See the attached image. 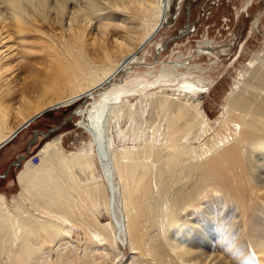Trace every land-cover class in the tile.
Masks as SVG:
<instances>
[{
  "label": "bare ground",
  "instance_id": "6f19581e",
  "mask_svg": "<svg viewBox=\"0 0 264 264\" xmlns=\"http://www.w3.org/2000/svg\"><path fill=\"white\" fill-rule=\"evenodd\" d=\"M35 3L49 9L47 17L38 16L41 23L48 22L45 28L25 16V7ZM168 7L167 0H0V145L17 135L31 117L88 97L76 113L84 116L82 125L94 135L109 187L106 198L94 176L91 156L57 150L61 134L38 149V163L20 155L18 162L24 159L16 175L21 191L15 198V213L0 195V251L6 249L21 264L45 263L47 252L71 240L70 228L78 225L84 232V247L97 245L94 251L118 249L121 240L131 257L150 255L157 264H227L204 249H213L216 243L208 239L209 226L214 235L220 233L208 216L223 198L229 204L244 195L264 200V60L245 69L248 76L231 95L202 153L176 141L198 119V100L189 105L179 99L167 121L169 141L162 145L111 150L104 139L108 116L121 107L126 91L117 86L97 92L94 88L113 78L133 57L161 25ZM85 26L100 37L86 35ZM27 93L35 96L32 105ZM170 93H159L160 103ZM76 168L91 179L81 181ZM113 172L120 182L121 213ZM26 195L28 207L22 204ZM99 206L108 209L115 231L95 219L94 209ZM259 221L264 224V216ZM10 225L20 228V233L19 243L8 250L15 228Z\"/></svg>",
  "mask_w": 264,
  "mask_h": 264
},
{
  "label": "rangeland",
  "instance_id": "374dc122",
  "mask_svg": "<svg viewBox=\"0 0 264 264\" xmlns=\"http://www.w3.org/2000/svg\"><path fill=\"white\" fill-rule=\"evenodd\" d=\"M167 1L169 7L161 25L149 35L113 78L99 88H94L97 92L117 86L126 91L123 104L109 114L105 124L104 139L108 141L111 150L145 144L156 146L169 141L167 121L176 112L180 99L189 105L198 100L200 111L198 119L186 134L176 141L195 146L197 154L204 152L206 146L203 144L210 140L209 137L219 127V120L225 115L231 95L239 91L248 76L244 75L245 69L251 70L264 60V0ZM47 10L49 9L35 3L28 4L24 12L29 20H37L45 28L48 22L41 23L38 16L47 17ZM59 18L57 15L56 19ZM85 28L86 32L90 29L89 26ZM88 31L91 33L86 35L94 36L92 30ZM62 91L64 93L66 87ZM73 91L71 89L70 93ZM162 92H171V96L164 103H160L158 99ZM26 98L29 99V105L35 102L34 94L27 93ZM87 100L90 98L82 97L70 104L42 111L28 119L17 135L0 145V174L5 175L0 177V195L4 196L10 211L16 212L15 198L21 191L16 175L23 167L24 157H31V163H38V149L48 139L60 134V147L57 150L60 153L83 152L91 156L94 176L102 184L104 197H108L109 187L106 185V175L98 156L97 142L93 133L82 125L84 116L76 113ZM11 120L13 117L9 119ZM205 123L210 127L203 126ZM20 152H24V157L17 164H12ZM203 156L198 155L196 159ZM75 172L81 181L91 179L87 172L83 173L78 168ZM112 180L117 210L121 213L120 182L115 172ZM26 196L22 204L28 207L30 197ZM223 199H220L221 202L216 201L214 213L208 216L220 233L214 235L209 226L208 239L211 238L216 243L213 249H204L220 255L227 264H264V224L259 221L264 216V200L246 198L244 195L240 200L229 204ZM240 202L249 206L243 208L239 205ZM99 207L94 209L95 219L107 222L108 229L112 227L115 231L108 209ZM208 209L211 211V208ZM11 225L9 228H15L12 239L7 242L8 250L19 243L20 228ZM159 237L162 242V234ZM69 238L71 240L66 243L58 244L56 251H50L51 254L47 252L48 259L45 258V263L37 264H157V259L150 255L131 257L133 254L128 245L121 240L115 242L118 249L112 246L98 252L94 251L97 245L91 243L85 245V248L84 232L78 225L70 228ZM233 243L235 245L231 247L230 244ZM0 254V264H21L6 249H1Z\"/></svg>",
  "mask_w": 264,
  "mask_h": 264
},
{
  "label": "crops",
  "instance_id": "0c3cea01",
  "mask_svg": "<svg viewBox=\"0 0 264 264\" xmlns=\"http://www.w3.org/2000/svg\"><path fill=\"white\" fill-rule=\"evenodd\" d=\"M24 152H20L19 155L16 157L15 161L12 162V164H17L18 163V159L20 155H23ZM5 175L0 174V177H4Z\"/></svg>",
  "mask_w": 264,
  "mask_h": 264
},
{
  "label": "water",
  "instance_id": "95a60500",
  "mask_svg": "<svg viewBox=\"0 0 264 264\" xmlns=\"http://www.w3.org/2000/svg\"><path fill=\"white\" fill-rule=\"evenodd\" d=\"M35 137H33V139H34Z\"/></svg>",
  "mask_w": 264,
  "mask_h": 264
}]
</instances>
